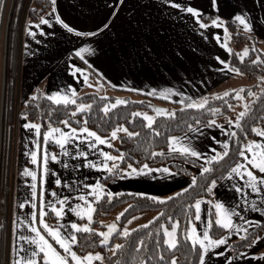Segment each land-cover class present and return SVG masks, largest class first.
<instances>
[{
	"label": "snow or ice",
	"instance_id": "6c2138e0",
	"mask_svg": "<svg viewBox=\"0 0 264 264\" xmlns=\"http://www.w3.org/2000/svg\"><path fill=\"white\" fill-rule=\"evenodd\" d=\"M160 5H169L180 10V12L189 14V18L193 20L197 31L212 28L222 29V33L210 32L209 35L213 36L230 55L233 54V49L229 46L231 39L229 22L234 23L238 29L242 27L247 33L255 31L254 22L256 19H259L260 24L264 25V15L258 18L252 15L257 7L261 12H264V0H252V8H248L247 5L240 7L233 4L231 0H207L206 6L194 5L190 0H160ZM153 6H155L154 0H141L139 5L131 2L126 5L125 0H106L105 7L108 8V15L105 19L94 25L91 30L82 31L61 17L57 11V0H50L49 11L39 15L36 19L29 18L24 25V31L33 40H36L37 32L48 35L41 25H51L55 22L69 33H74L80 38H95L97 35H103L105 30L111 31L112 20L118 16L123 8L129 9L127 15L132 20L136 17L138 7L151 8ZM222 8H231L226 17L221 14ZM200 34L205 39L208 38L204 32L201 31ZM249 39L253 41L251 48L246 45L234 55L240 62H244L245 58H248V62L252 65H264V55L256 54L254 59L250 55L258 51L255 42L257 38L250 36ZM150 43V41H146L139 45L145 56L153 54V49L149 47ZM81 45L74 48L73 52L88 66L80 68L75 63H71L68 70L73 76L77 74L83 76L85 84H89L94 89L98 88L100 87L99 84H90L89 82L88 69L92 68V65L85 58V53H93L94 48L91 43L84 42L83 39ZM23 51L26 55L32 54L27 40L23 42ZM259 52L264 53V49H259ZM177 54L179 55V53ZM215 60L224 66L220 71L227 69L230 72L243 74L241 69L232 64L229 59L216 55ZM98 79H103L102 73L99 74ZM257 79L261 85L259 91L253 92L249 89L247 92V96L253 99H247L243 95V88L210 93L196 98L183 91H178L176 87H153L148 93L166 100H171L172 94L175 93L182 97L179 104L183 110L187 108L205 109L210 98L227 97L232 91L240 105V110L236 111L234 106L225 100L224 104L227 108L236 113L235 118L229 116L227 112H223L221 108H208L207 111L213 117L212 119L206 123L197 119L195 124L188 123L185 125L189 129L187 134L169 135L167 137L169 153L196 157L198 163L199 161L204 162L198 170L201 176L214 173L213 162H220L229 156L231 141L234 140L237 144L234 156L238 159H235V162L222 171L218 177L215 175L208 176L205 183L199 185L200 190L206 195H195L191 198L192 203L185 205L188 211L185 213L187 224L183 229V241L180 239V220L174 219L173 215H167V222H165V214L162 211L157 212L144 224H137L135 228L125 225L121 230L116 221L108 223L106 230L91 227L97 202L103 199L111 201L114 195L119 196L121 193H113L107 184L102 183L100 179H96L94 183H84L81 179H75V182L71 183V177L70 179H62L61 174L57 173L55 168L51 166L55 162L65 169L69 168L70 159L76 157L83 159L78 163L71 164L74 170L81 168L103 170L105 178H109L110 174L111 177L119 179L139 178L141 176H150L152 180L170 179L173 169L167 165L161 164L153 168L145 160L138 164L129 162L126 167H122L121 161H134L135 157L126 156L124 151L120 149H117L119 155H115L98 147L99 145H109L115 148L112 142L116 140L123 142L124 139L119 136L120 132L125 133L128 138L138 136V132L130 131L123 124H117L110 129L108 136H104L97 130L89 128L86 118L77 121V124L81 125L79 127H73L67 118L53 124V109L51 108L44 116V119L48 121L47 126H45L42 122L29 119L30 113L28 111H20L18 115L24 118L22 127L34 134L30 136L32 146L27 148V153L31 157L32 164L37 167L35 169L23 168V176L31 178L30 181L25 180L26 184H30V197L22 203L17 202V208L22 209L26 204L31 203L32 208L36 211L30 210L26 215H16V219L11 221L9 231L3 237V264H121V261L117 259L118 254H123V250L128 245L120 242L110 243L113 234L128 240L136 230L141 228L148 230L154 221L157 222V227L139 236L132 245L135 252L132 259L135 264H180V259L176 253L182 247L187 248V252H185L186 264H264V108L256 113L253 107L257 98L264 100V75L258 76ZM108 83L111 84V81ZM188 83L192 84V81H188ZM120 86L129 87L128 84ZM192 86L195 87V84ZM130 90L134 92L145 91L143 88H131ZM40 96L46 97L55 105L66 107L72 105L73 107L67 108V110L71 112L73 117L79 112L92 108L91 103L78 101L77 89L71 84L66 85L64 90L57 89L51 92L37 90L31 93L32 100H36ZM29 102L28 99L24 100L25 105ZM129 102L125 97H115L114 100L103 104V111L108 113L110 107L116 108L117 105H127ZM148 107L152 109L151 114L147 111L137 110L132 112L131 116L142 117L143 121L146 122L144 126L150 129L151 133L159 135L157 127L154 126L156 117L172 118L176 115V109L169 110L153 104H149ZM218 114L224 116V122H218L215 118ZM249 116L253 117L251 121L247 119ZM201 127L204 128V132H201ZM208 128L222 130L227 138L217 139L216 136L208 133ZM250 132L256 134V138H248ZM206 136L210 137L216 145L222 146L220 150L208 144L211 154L205 155L197 149L195 144L190 142L203 140ZM75 141H80V143L75 144V149L70 153L66 145L70 142L75 143ZM50 145L57 146L60 154L52 151ZM89 150H95V153L99 155L95 156L94 159H89L90 155H94ZM158 154L166 155L163 149H160L159 152H151L152 157H156ZM62 157L69 159H62ZM153 173H160V176L157 177ZM175 174L179 175V173ZM49 179L55 185L69 189L68 194L62 195L50 187L45 188L44 185ZM222 182L234 190V203L216 198L214 189L218 183L223 186ZM193 186H197V175L191 176V181L186 188H180L179 192H173L171 195H153L143 191L134 194L163 204L181 193H186ZM85 189H91V192L85 191ZM45 192H50L53 199H49ZM73 194L81 201L80 203H70L73 200ZM31 197H36V201H32ZM205 201L210 207L202 209V204ZM47 209H51V212L58 218L54 224H49L45 219L48 214ZM65 209H69L76 217L84 219L86 222L78 223L69 217L61 224L60 220L68 215ZM202 212L204 213L203 216ZM252 213L259 214V218L253 216ZM121 215L123 213H118L116 220H119ZM158 218L160 219L158 220ZM135 219L136 217H132L127 223L130 224ZM196 222H199V227ZM99 223L103 225L104 221H99ZM81 234H89L85 236V240L89 241L85 245L86 247L103 246L108 255H105L104 251L98 250L77 251L74 246L81 243ZM94 236L98 239H93ZM189 256L191 257L190 260L187 259ZM123 264H127V262L125 261Z\"/></svg>",
	"mask_w": 264,
	"mask_h": 264
},
{
	"label": "crops",
	"instance_id": "0c3cea01",
	"mask_svg": "<svg viewBox=\"0 0 264 264\" xmlns=\"http://www.w3.org/2000/svg\"><path fill=\"white\" fill-rule=\"evenodd\" d=\"M105 2L106 0H57V11L66 22L79 27L82 31H86L91 30L94 25L99 24L108 15ZM129 2L139 5L141 0H125L126 5ZM190 2L198 6H206L207 4V0H190ZM231 2L240 7L247 5L248 8H252V0H231ZM154 5L151 8L138 7L136 17L132 20L127 15L129 9L127 7L123 8L118 16L112 20L110 24L111 31L105 30L103 35H97L95 38H80L74 33H69L58 23L53 22L51 25H41L48 35L37 32V38L33 40L24 31V25L28 19H23L20 32L9 227L11 221L16 219V215H26L30 210L36 211L32 208L31 203L26 204L22 209L17 208V202L22 203L30 197V184H26L25 180L30 181L31 178L23 176V168L31 167L35 169L37 167L32 164L31 157L27 153V148L32 146L30 136L34 134L29 133L28 129L22 127L24 118L18 115L20 108L24 105V100L31 97L33 91L64 90L66 85L71 84L77 89L78 96L85 92H95L103 96L106 94L103 91L110 90V93L114 92L128 98L133 96L132 99H137L142 93L148 94L153 87H176L178 91H183L187 95L196 98L201 95L230 90L238 85L236 82H232L234 79L237 81L242 75L230 72L227 69L220 71L224 66L215 60L216 55L227 59L228 53L222 46H216L218 42L209 33H222V29L212 28L197 31L193 20L189 18V14L180 12V10L169 5L161 6L160 0H154ZM230 11L231 8H222L221 14L226 17ZM252 15L258 18L264 15V12H261L257 7ZM254 29L253 33L264 40V25L260 24L259 19L255 20ZM201 31L208 36L207 39L200 34ZM82 39L84 42L91 43L94 48L93 53H85V58L92 65V68L88 69L90 84L100 85L95 89L83 82V76L80 74L73 76L68 70L71 63H75L80 68L88 66L84 60H81L73 52L74 48L82 46ZM24 40L28 41L32 54L26 55L24 53ZM146 41L151 42L149 44V47L153 49L151 56H145L140 50L139 45ZM211 43L215 44L211 45ZM100 73L103 74V79H98ZM244 78L243 80H245ZM108 81H111V84ZM188 81H192L195 87ZM122 84H128L129 87H121ZM131 88H143L145 91L134 92L130 90ZM180 99L182 97L173 93L172 99L167 101L168 103L180 105ZM233 118L235 117L233 116ZM204 131V128L201 127V132ZM207 131L212 136H216L217 139L227 138L220 129L208 128ZM188 132L189 129L173 135L180 136ZM190 142L195 144L197 149L205 155L211 154L208 144H211L217 150L222 147L216 145L207 136L203 140ZM79 143L80 141L70 142L66 147L71 153L75 149V144ZM50 146L52 151L60 154L57 146ZM98 147L110 152L109 145H99ZM89 151L94 154L90 155L89 159H94L95 156L99 155L95 153V150ZM192 158L198 161V158ZM62 159L69 158L62 157ZM81 159L83 158L72 157L70 166L66 169L55 162L51 166L55 168L57 173L61 174L62 179H70L71 177V183H74L75 179H81L84 183H94L96 179H100L102 183L107 184L113 193L143 191L153 195H170L180 190V188H184L191 181L190 176L174 170L168 180H152L150 176H141L125 179L115 177L103 181L102 177L105 175L103 170L89 168L74 170L71 167L72 163H78ZM199 162L204 163L203 161ZM157 166L159 165L151 167L156 168ZM193 170L195 171L196 168H193ZM175 173H179V175ZM153 175L159 177L160 173H153ZM240 183H243V181H240ZM44 187L57 190L62 195H66L70 191L67 188L55 185L51 179ZM85 191L91 192V189H85ZM214 191L217 199L235 202L234 190L228 187L226 183H223V186L218 183ZM248 191L250 192V190ZM45 195L49 199H53L50 192H45ZM36 199V197H31L32 201H36ZM80 202L73 194V200L70 203ZM207 207L209 205L205 201L202 204V209ZM49 211L51 209L46 210V212ZM65 211L68 215L60 220L61 224L69 217L76 221L80 219L74 213H71L69 209H65ZM153 215V213H143L133 217L141 216L143 221H147ZM252 215L259 218L257 213H252ZM196 223L199 227V222ZM233 239L236 238L233 237Z\"/></svg>",
	"mask_w": 264,
	"mask_h": 264
},
{
	"label": "trees",
	"instance_id": "16d2710c",
	"mask_svg": "<svg viewBox=\"0 0 264 264\" xmlns=\"http://www.w3.org/2000/svg\"><path fill=\"white\" fill-rule=\"evenodd\" d=\"M50 0H1L0 2V264L4 262L3 256V237L9 231L10 223V202H11V176H12V164H13V146H14V130H15V119H16V95H17V78H18V64H19V48H20V32L21 24L23 19H36L39 15L44 14L49 10ZM6 18V29H3L4 22ZM5 28V27H4ZM229 30L231 33V39L229 40V46L233 49V54H228L227 59L230 60L232 64L239 67L242 71V76L247 80H254V88L261 87L258 81V76L264 75V65H252L248 62V58H245L244 62H240L234 53L242 50L243 46H249L251 48L252 40L249 37H255L257 53H251V57L254 59L256 54L264 55L260 53L259 44L264 42L257 35L252 33H247L242 28H237L232 22H229ZM5 32V34H4ZM4 34V38H3ZM259 90H257L258 92ZM106 96H100L95 92H85L80 94L77 99L79 102L91 103L92 108L90 110H85L84 112H79L75 117L71 115V112L67 108L73 107L68 105H55L53 102L48 101L46 97L40 96L36 100H32L31 97L28 98L29 104L23 105L20 111H28L30 113L29 119L36 120L37 122H42L47 126L48 121L44 119L47 115L49 108L52 111V122L56 124L58 121H63L65 118L69 120L73 127H79L81 125L77 124L78 120L87 119V126L89 128L97 130L101 135L108 136L110 129L117 124H123L129 128L130 131L138 132L139 135L136 137L128 138L125 133H119L120 137H123V142L116 140L112 143L115 148L110 147V152L115 155H119L117 149L123 150L125 155H131L135 157L134 161H121V166L126 167L127 163L132 162L134 164L143 163L145 160L148 161L150 166L154 165H167L174 171L181 172L187 176L197 175V186H193L188 189L186 193H181L179 196L174 197L171 201H166L163 204L158 203L155 200L148 199L146 197L136 196L135 192H120L121 195L113 197L111 201L103 199L96 204V211L94 212V219L91 227L105 230L106 225L114 220L122 228L125 221L135 215L143 213H153L156 215L157 212H163L165 214V222L167 215H173L174 219L180 220V239L183 241V229L187 224V217L185 213L188 209L185 207L186 204L192 203V197L195 195L204 196L206 195L200 190L199 185L205 183L208 176L215 175L219 176L222 171L231 166L235 162L234 154L237 150V144L233 140L230 142V153L229 156L224 158L220 162H213L215 171L214 173H207L201 176L199 174V167L202 166L200 162L198 163L196 159L190 156H181L177 153H169L167 151V137L169 135L178 134L187 131L185 127L186 124H195L197 119L207 122L213 117L207 111L208 108H221L223 112H227L229 116H232L231 109H228L224 104L226 100L228 103L233 104L236 100L231 92L227 97H222L219 99H209L208 104L205 109H183L181 110V105H175L168 103L167 100L152 96L149 94L142 93L140 95V100L132 99L126 97L130 102L127 105H117L116 108H111L108 113L103 111V104L108 103L109 99L112 97L105 98ZM149 104L160 106L166 108V105H175L176 115L172 118L158 116L156 117V122L154 124L159 131V135L151 133L150 129L146 128L142 117H132L131 113L136 111L137 108L145 107L148 108ZM255 112L259 113L261 108H264V100L257 98L256 103L253 105ZM58 109V110H56ZM167 109V108H166ZM152 110V109H150ZM43 113V115H42ZM233 117V116H232ZM218 122H224L225 118L223 115H217L215 117ZM252 116H249L248 121L252 120ZM256 134L249 133L248 138H255ZM163 149L166 155H157L156 157L151 156L152 151L159 152ZM147 150V151H145ZM193 168H196L194 171ZM186 170V171H182ZM109 174V178L102 177L103 181L112 179ZM185 186L184 188H186ZM176 192H179L177 190ZM171 195V194H170ZM119 207H123L119 220L115 217H111V213ZM210 207V205H209ZM45 216L46 221L49 224H54L56 221L55 215L49 211ZM153 215V216H154ZM160 218H158L159 220ZM99 221H104L101 225ZM78 223L86 222L84 219H78ZM136 227V226H135ZM133 227V228H135ZM157 227V222L154 221L152 225L149 226L148 230H154ZM148 230L143 228L136 230L131 234L128 240L116 236L113 234V239L110 243L120 242L126 243L128 246L123 250V254H118L117 259L127 264H135L132 257L135 255L132 245L135 240L144 235ZM89 234H81V243L76 247L77 251H88V250H98L104 251L105 255L108 252L103 248V246L95 245L91 247H86L85 245L89 241L85 240V236ZM93 239H98V237H92ZM147 239V237H146ZM151 246V242L149 241ZM185 252H187L186 247H182L177 256L180 259V264H186ZM188 260L191 259L189 256Z\"/></svg>",
	"mask_w": 264,
	"mask_h": 264
},
{
	"label": "rangeland",
	"instance_id": "374dc122",
	"mask_svg": "<svg viewBox=\"0 0 264 264\" xmlns=\"http://www.w3.org/2000/svg\"><path fill=\"white\" fill-rule=\"evenodd\" d=\"M5 27V28H4ZM3 29H6V18H5V22H4V26H3ZM4 34H5V32H4ZM4 34H3V38H4ZM0 44H3V42H1ZM212 44H215V43H211V45ZM216 46H221L220 45V43H217V45ZM244 47V46H243ZM259 47H261V49H264V42H262V43H260L259 44ZM243 49V48H242ZM242 77V76H241ZM238 78L237 79V81H236V79H234L233 80V82L232 83H234V82H236V84H238L237 86H235V87H233V89L234 90H240L241 88H243L244 89V91H243V95H245V97L247 98V99H253L252 97H250V96H247V92H248V90L249 89H251L253 92H257V90H259V86L258 87H256V88H254V83H255V81L254 80H246L245 78V80H243V77L242 78ZM99 93H100V91H98ZM103 92H105L107 95H103V96H106L105 98H110V97H112L111 99H109V101H112V100H114V98L115 97H123V95H120V94H116V93H110V90H105V91H103ZM231 92V94L233 95V97H234V93L232 92V91H230ZM97 94V93H96ZM99 95V94H98ZM125 97V96H124ZM133 97V96H132ZM131 97V98H132ZM134 97H136V96H134ZM126 98V97H125ZM235 98V97H234ZM135 99V98H134ZM136 100H140V97L139 98H137ZM86 103H88V102H86ZM233 106H234V108L236 109V111H239L240 110V105L237 103V101L235 100L234 101V103L232 104ZM175 105H169V107H168V105H166V108L167 109H169V110H171V109H175ZM137 110H140V111H147V112H149L150 114H151V112H152V110H150V109H148V108H145V107H140V108H137L136 109V111ZM231 113H232V116H234L235 117V112L233 111V110H231ZM120 133H123V132H120ZM11 180H12V176H11ZM12 188V187H11ZM122 209H123V207H119V208H117L116 210H114L110 215H111V217H117V214L118 213H121L122 212ZM133 217V216H132ZM132 217L131 218H129L127 221H125V223L123 224V226H122V228L125 226V225H127L128 227H130V228H133V227H135L137 224H144L146 221H143V218H141V216H137L136 217V219L135 220H132V222L130 223V224H128L127 222L129 221V220H131L132 219ZM122 228H121V230H122Z\"/></svg>",
	"mask_w": 264,
	"mask_h": 264
},
{
	"label": "water",
	"instance_id": "95a60500",
	"mask_svg": "<svg viewBox=\"0 0 264 264\" xmlns=\"http://www.w3.org/2000/svg\"><path fill=\"white\" fill-rule=\"evenodd\" d=\"M105 230H106V228H105Z\"/></svg>",
	"mask_w": 264,
	"mask_h": 264
}]
</instances>
